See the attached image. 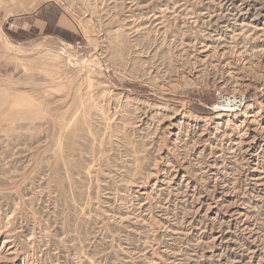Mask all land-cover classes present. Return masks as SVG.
<instances>
[{
    "label": "rangeland",
    "instance_id": "1",
    "mask_svg": "<svg viewBox=\"0 0 264 264\" xmlns=\"http://www.w3.org/2000/svg\"><path fill=\"white\" fill-rule=\"evenodd\" d=\"M0 264H264V0H0Z\"/></svg>",
    "mask_w": 264,
    "mask_h": 264
},
{
    "label": "bare ground",
    "instance_id": "2",
    "mask_svg": "<svg viewBox=\"0 0 264 264\" xmlns=\"http://www.w3.org/2000/svg\"><path fill=\"white\" fill-rule=\"evenodd\" d=\"M235 101H236V98H234V100H228V103H229V104H228V103H227V104H228V105L235 104V103H236ZM234 102H235V103H234Z\"/></svg>",
    "mask_w": 264,
    "mask_h": 264
}]
</instances>
